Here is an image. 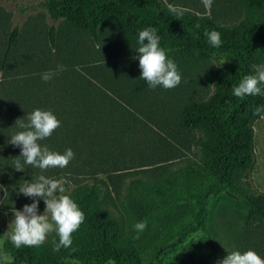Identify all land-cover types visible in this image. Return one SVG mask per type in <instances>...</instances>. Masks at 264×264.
I'll return each instance as SVG.
<instances>
[{
    "label": "rangeland",
    "instance_id": "obj_1",
    "mask_svg": "<svg viewBox=\"0 0 264 264\" xmlns=\"http://www.w3.org/2000/svg\"><path fill=\"white\" fill-rule=\"evenodd\" d=\"M44 1L0 0V49L9 31L14 26L19 30L9 65L4 72L0 71V82L7 88L6 80H11L22 89L15 99L0 84V88L5 89H0V130L20 128V123H27L23 116L37 108L62 112L66 116L71 111H87L86 122L64 120L60 127L70 131L66 144L69 146L71 133L76 132V143H73L79 149H72V160L82 172L102 178L106 186L100 191V201L125 227L124 198L129 181L141 179L166 186L178 170L189 168L198 172L201 169L202 151L195 146L198 135L180 130L176 113L184 103L210 90V76L226 63L227 56L215 54L203 64L167 52L168 58L177 65L181 83L171 89L158 86L146 96L132 99L128 88L141 76L139 61L134 58L138 56L134 43L117 35L110 24L102 27L98 41H94L62 19L51 20L41 4ZM237 1L212 0L208 9L203 0H164L169 6L218 15L228 23L240 19ZM51 27L54 29L53 42L49 41ZM58 65H63L65 70L47 82L41 79L42 73L55 71ZM27 96L37 98V102L23 104ZM253 131L256 162L250 181L252 188L264 192V113L254 122ZM51 142L46 138L41 146L60 153L71 148L54 147ZM19 155L20 148L5 147L0 131V246L9 239V225L14 219L11 210H22L25 204L33 202L17 193L20 185L40 174L50 177L56 170L50 168L41 172L25 164L24 171L18 172L12 167L14 157ZM240 183L246 187L244 180ZM44 209L41 199L39 214H43ZM185 210L184 206L162 218L166 223L182 219ZM212 211L209 235L201 230L191 234L182 248L171 255L172 264H216L228 252L243 253L249 249L264 258L261 227L254 232H244L242 216L222 200L213 201ZM53 234L50 233L43 244ZM162 235L163 227L159 225L141 238L139 246L144 259ZM67 264L79 263L69 261Z\"/></svg>",
    "mask_w": 264,
    "mask_h": 264
},
{
    "label": "trees",
    "instance_id": "obj_2",
    "mask_svg": "<svg viewBox=\"0 0 264 264\" xmlns=\"http://www.w3.org/2000/svg\"><path fill=\"white\" fill-rule=\"evenodd\" d=\"M41 4L51 20L62 19L94 41H98L102 27L110 24L117 35L129 38L138 48V32L153 27L166 53L174 52L181 58L203 64L215 54H224L227 61L210 76V90L184 103L176 113L180 130L198 135L195 146L202 151L198 172L189 168L178 170L166 186L141 179L129 181L124 198L125 227H122L100 201L105 182L93 173L82 172L72 160L65 168H56L49 177H63L68 182L64 185L66 192L85 216L72 235L71 247L53 252V240L58 242L53 234L43 245L19 249L6 239L0 251L11 255L13 264H67L69 261L79 264H107L109 261L114 264H172L171 255L182 248L191 234L201 230L209 235L215 200H222L242 216L244 232H254L261 227V238H264V192L252 188L250 181L256 162L253 124L263 114L253 115V111L264 105V96L237 98L232 92L233 85L252 73V65L264 64V0H238L236 7L240 19L233 23L218 15L169 6L164 0H46ZM212 30L220 34L219 47L212 46L205 36L206 31ZM53 31L51 27V42L54 41ZM18 35V27L14 26L0 49L2 72L9 65ZM6 83L7 88L0 82L17 99L16 93L22 89L11 80ZM151 90L139 77L128 88V95L134 99L146 96ZM35 102L37 98L27 96L23 104ZM84 111L66 113L68 116L71 113V120L65 113L52 112L60 123L64 120L84 123L88 115ZM22 130H0L7 149L12 146L8 143L10 137ZM69 133L67 128L58 127L47 139L52 140L54 147L66 148ZM76 137V132H72L69 147L75 151L79 149L73 143ZM184 206L182 219L170 223L163 220V215L177 212ZM139 221H146L147 227L135 239L134 225ZM159 225L163 227V235L144 259L139 246L141 238Z\"/></svg>",
    "mask_w": 264,
    "mask_h": 264
},
{
    "label": "clouds",
    "instance_id": "obj_3",
    "mask_svg": "<svg viewBox=\"0 0 264 264\" xmlns=\"http://www.w3.org/2000/svg\"><path fill=\"white\" fill-rule=\"evenodd\" d=\"M205 7L210 9L212 0H203ZM179 15L180 13H175ZM208 42L219 47L220 34L212 30L206 31ZM160 37L153 27H146L138 32V56L141 70L140 79L145 80L152 89L162 86L171 89L181 83V74L175 62L168 58L164 48L160 46ZM252 73L245 75L238 85H233L232 92L237 98L247 95L264 96V64H254ZM63 65H58L55 71L49 70L41 74L45 82L51 80L54 75L64 71ZM264 113V105L254 109L253 115ZM27 123H20L22 131L16 132L9 139V144L20 148V155L14 157L13 167L18 172L24 171V165H30L44 172L50 168H65L74 158L71 148L63 153L50 150L46 145L41 146L42 141L52 135L60 127V121L49 110L34 109L26 116ZM23 158V163L21 162ZM68 183L63 177L60 179L49 178L43 174L37 175L33 180H24L17 193L32 199L31 204H25L22 210L12 209L14 219L10 222L11 231L9 240L17 248L22 246H40L48 238L50 233H55L58 242L53 240V252H58L62 247H71L72 235L84 222V213L77 203L66 194L64 185ZM44 201L45 209L39 214L38 205ZM147 227L146 221L136 222L134 230L139 238ZM0 264H13V257L6 251H0ZM109 264L114 262L109 261ZM216 264H264L254 250L228 252V255L218 260Z\"/></svg>",
    "mask_w": 264,
    "mask_h": 264
}]
</instances>
